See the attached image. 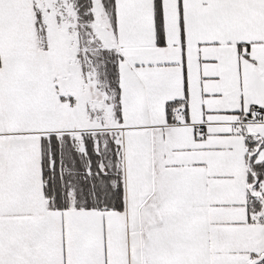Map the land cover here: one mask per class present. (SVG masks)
<instances>
[{
	"label": "snow or ice",
	"instance_id": "6c2138e0",
	"mask_svg": "<svg viewBox=\"0 0 264 264\" xmlns=\"http://www.w3.org/2000/svg\"><path fill=\"white\" fill-rule=\"evenodd\" d=\"M0 264H264V0H0Z\"/></svg>",
	"mask_w": 264,
	"mask_h": 264
}]
</instances>
